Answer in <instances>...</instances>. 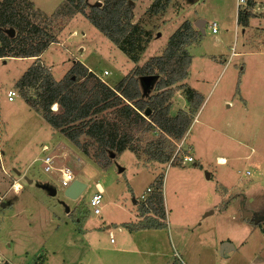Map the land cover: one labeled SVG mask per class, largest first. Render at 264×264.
I'll list each match as a JSON object with an SVG mask.
<instances>
[{"label": "rangeland", "instance_id": "374dc122", "mask_svg": "<svg viewBox=\"0 0 264 264\" xmlns=\"http://www.w3.org/2000/svg\"><path fill=\"white\" fill-rule=\"evenodd\" d=\"M28 1L48 16L66 2ZM99 3L105 0H90ZM256 3L243 33L238 0H137L133 24L151 36L138 63L81 15L59 28L58 42L40 57L0 59V264H264V223L255 226L264 216V0ZM186 24L196 37L163 74L158 65ZM78 63L111 89L136 84L140 99L125 104L152 111L167 98L165 117L191 123L185 136L168 135L156 110L143 112L147 126L134 133L131 151L98 166L46 123L33 90L19 88L36 66L62 82ZM188 63L183 80L159 89ZM150 76L158 78L144 95L140 79ZM190 88L201 97L197 113L185 96ZM10 91L18 95L12 103ZM44 146L49 156L67 155L75 180L87 185L77 201L44 171ZM162 184L163 210L152 196ZM97 185L104 195L94 216ZM245 212L254 218L242 221ZM227 242L234 250L223 255Z\"/></svg>", "mask_w": 264, "mask_h": 264}, {"label": "trees", "instance_id": "16d2710c", "mask_svg": "<svg viewBox=\"0 0 264 264\" xmlns=\"http://www.w3.org/2000/svg\"><path fill=\"white\" fill-rule=\"evenodd\" d=\"M136 1L105 0L104 6L98 7L91 5L90 0H66L52 16H48L37 10L28 0H3L0 3V59L40 57L51 45L58 42L59 28H63L66 23L81 15L87 18L98 32L113 42L132 63H138L149 45L151 36L150 33L144 36L140 32V26L133 24V4ZM256 6V0H247V8L239 12L238 24L243 31L250 27L251 20L255 18L252 10ZM185 27L184 33L178 32L172 37L164 54L167 62L162 60L158 65L163 74L175 66L173 59L180 48L190 45L196 37L190 24H186ZM9 30L15 31V37L11 38L8 35ZM188 66L189 63L183 66L180 73L172 71L171 79L162 82L159 89L168 88L183 80ZM157 78L158 76H154L151 83L147 84L144 77H141L144 95ZM19 88L33 90L36 100L33 106L46 123L103 168L110 165L108 161L131 151L134 133L147 126V121L143 117V112H146L147 108L145 109L141 103L135 105L124 103L140 99L136 84L130 83L125 87V83H121L117 89H111L80 63L71 76L62 82H56L52 76L36 66L23 76ZM185 96L188 102L196 105L197 113L200 108V95L190 88ZM166 101L167 98H157L154 108H151L153 112L155 110L158 112L156 123L162 128L166 127L164 130L168 135L181 139L191 123L189 120L177 122V119L165 117L168 114V109H163ZM55 106L56 111L53 110ZM109 111L111 117L106 114ZM166 123L171 125H165ZM90 146L95 147L93 155L89 152ZM162 186L163 184L158 186L156 191L160 195L154 193L152 196L163 210ZM161 216L159 215V218ZM159 226L161 227L162 223L148 227L157 229ZM148 227L146 225L141 229Z\"/></svg>", "mask_w": 264, "mask_h": 264}, {"label": "built area", "instance_id": "2783aa9c", "mask_svg": "<svg viewBox=\"0 0 264 264\" xmlns=\"http://www.w3.org/2000/svg\"><path fill=\"white\" fill-rule=\"evenodd\" d=\"M246 4V0H238V10L239 12L242 11V7ZM212 31L213 34H217V25L213 24L212 25ZM264 48V43L262 44ZM234 55H237L234 53ZM105 75H108V72H105ZM17 93L15 91H10L7 94V99L10 103L14 102L15 99L17 98ZM57 108V106L54 107V110ZM49 152V147H43L42 149V154L43 158H41L39 161L43 164L44 171L46 173L52 174L57 181L61 183L62 186L68 188L74 181H75V175L70 166H68L67 161H66V156L65 154H62L61 156L58 157H52L47 155ZM186 161L193 163L194 160L191 157L186 158ZM14 190L16 192H19V189L17 188V185L14 187ZM103 195H104V190L102 187L97 185V193L93 196L91 200V207L93 209V215L94 216H99L102 213V202H103ZM144 198V197H143Z\"/></svg>", "mask_w": 264, "mask_h": 264}, {"label": "water", "instance_id": "95a60500", "mask_svg": "<svg viewBox=\"0 0 264 264\" xmlns=\"http://www.w3.org/2000/svg\"><path fill=\"white\" fill-rule=\"evenodd\" d=\"M101 4L99 3L98 4V7H100ZM205 25H206V22L201 20L199 22V24H197V27L198 29L201 31V33L205 34ZM8 35H10L11 38L15 37V31L14 30H9L8 32ZM39 66H41V64H39ZM146 83L147 84H150L151 81L154 79V77L150 76V77H145L144 78ZM152 111L150 109H147L146 111V115H150ZM19 175V174H18ZM30 184H32V181H28ZM43 189H45L46 191H48L50 193V195L52 196H55L57 194V191L52 188V187H49V186H46L44 187ZM87 189V185L80 182V181H77L75 180L66 190V197H68L69 199L71 200H74V201H77L81 196L82 194L86 191ZM252 218H254L253 214L252 213H249V212H245L244 213V217L242 218V221H246V220H251ZM264 223V216L262 217H256V223H255V226H258V225H262ZM229 248H233V245L229 242L227 243H224L223 244V247L221 249L222 251V254L224 255V253L228 252L229 251Z\"/></svg>", "mask_w": 264, "mask_h": 264}, {"label": "bare ground", "instance_id": "6f19581e", "mask_svg": "<svg viewBox=\"0 0 264 264\" xmlns=\"http://www.w3.org/2000/svg\"><path fill=\"white\" fill-rule=\"evenodd\" d=\"M219 162H220L221 164H224V163H225V160H224V159H219ZM17 188H18V189H21V186H19V185L17 184Z\"/></svg>", "mask_w": 264, "mask_h": 264}, {"label": "crops", "instance_id": "0c3cea01", "mask_svg": "<svg viewBox=\"0 0 264 264\" xmlns=\"http://www.w3.org/2000/svg\"><path fill=\"white\" fill-rule=\"evenodd\" d=\"M199 1H200V0H198V3H199ZM246 30H247V29H246ZM243 33H244V31H243Z\"/></svg>", "mask_w": 264, "mask_h": 264}, {"label": "flooded vegetation", "instance_id": "af4514ba", "mask_svg": "<svg viewBox=\"0 0 264 264\" xmlns=\"http://www.w3.org/2000/svg\"><path fill=\"white\" fill-rule=\"evenodd\" d=\"M145 78V77H144Z\"/></svg>", "mask_w": 264, "mask_h": 264}]
</instances>
